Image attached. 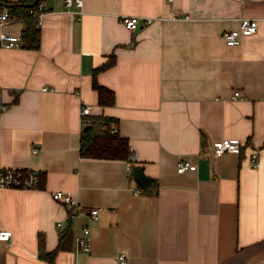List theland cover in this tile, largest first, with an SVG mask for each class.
I'll use <instances>...</instances> for the list:
<instances>
[{
    "label": "crops",
    "instance_id": "crops-1",
    "mask_svg": "<svg viewBox=\"0 0 264 264\" xmlns=\"http://www.w3.org/2000/svg\"><path fill=\"white\" fill-rule=\"evenodd\" d=\"M47 6L37 48L0 46V167L41 178L34 189L0 188V228L12 231L0 264H121L122 251L124 264H264V0H83L80 17L63 0ZM123 16L138 27L128 30ZM243 17L257 31L226 45L222 33ZM94 83L112 91L110 105ZM95 117L127 139L129 159L80 155ZM223 138L240 152L214 157ZM179 160L196 169L178 173ZM133 167L150 178L145 191ZM55 191L97 218L75 215ZM86 225L90 251H78ZM67 228L70 247L47 263L40 239L50 252Z\"/></svg>",
    "mask_w": 264,
    "mask_h": 264
},
{
    "label": "built area",
    "instance_id": "built-area-1",
    "mask_svg": "<svg viewBox=\"0 0 264 264\" xmlns=\"http://www.w3.org/2000/svg\"><path fill=\"white\" fill-rule=\"evenodd\" d=\"M52 0H38L29 12L35 18V27L40 28L42 26L43 17L48 10V2ZM64 9L67 12H72L77 15H81L83 0H63ZM172 19H187V16H178L172 14ZM139 18L137 16H123L122 24L128 30H134L138 27ZM23 18L17 19L13 15H10L7 11L0 13V27L13 22H23ZM144 23H150L151 18H144ZM24 28V27H23ZM257 31V20L253 18L243 17L239 19L238 27L235 29L225 30L222 33V38L226 45L234 46L240 43V37L242 35H251ZM24 30L22 29L17 34H9L7 32H0V46L6 48L18 47L23 43ZM43 91L51 90L50 88L44 87ZM241 94L239 91L233 93L232 99L240 98ZM4 109L5 106H0ZM91 112V105L82 104L80 108V116L86 117ZM112 133L115 129L111 130ZM241 143L234 139H219L213 143V156L219 157L225 153H239L241 149ZM37 148L34 147L32 152L35 153ZM249 161L253 168H258L259 163V151L253 149L249 154ZM196 165L188 160H179L176 171L182 173L186 170H195ZM39 184V172L36 170H20L16 168H1L0 167V188H21V189H34ZM138 190H136V193ZM53 200L63 203L66 206L74 210L75 215H84L90 220L97 218L98 209H91L88 211L82 210V207L76 199H74L69 193L63 191H55L52 193ZM60 225V224H58ZM12 238V231L0 228V243L9 242ZM75 246L78 251L88 252L90 251V228L88 225L84 226L81 230V234L75 237ZM117 260L124 264L126 262V254L124 251L120 252L117 256Z\"/></svg>",
    "mask_w": 264,
    "mask_h": 264
},
{
    "label": "trees",
    "instance_id": "trees-1",
    "mask_svg": "<svg viewBox=\"0 0 264 264\" xmlns=\"http://www.w3.org/2000/svg\"><path fill=\"white\" fill-rule=\"evenodd\" d=\"M34 0H16L5 1L0 0V13L4 10L17 19L23 18L24 22V40L23 46L26 48H37L39 44L40 28L35 27V18L29 12L33 7L31 5ZM114 61L113 55L110 59L102 64L99 68L94 70V75L98 70L105 69ZM94 88L98 92L99 103L102 105H110L113 102V93L108 88L94 83ZM87 129H83L80 136L79 152L82 157L96 158V159H118L126 160L132 155L126 138L119 136L116 132L111 133L108 127V120L103 117H95L89 123ZM241 150V149H240ZM40 174L39 184L40 185ZM140 189V191H145ZM71 231L69 228L60 232L57 247L48 252L45 251L40 239V256L50 263L56 256L59 250L68 249L71 244Z\"/></svg>",
    "mask_w": 264,
    "mask_h": 264
},
{
    "label": "water",
    "instance_id": "water-1",
    "mask_svg": "<svg viewBox=\"0 0 264 264\" xmlns=\"http://www.w3.org/2000/svg\"><path fill=\"white\" fill-rule=\"evenodd\" d=\"M37 1L38 0H34V2L31 5L35 4ZM88 127L89 126H85L84 129H87ZM132 159L134 160L135 158L132 157ZM131 173H132L134 180L138 183L140 188L145 189L150 185L151 180L148 176L144 174L142 167H133L131 169Z\"/></svg>",
    "mask_w": 264,
    "mask_h": 264
}]
</instances>
